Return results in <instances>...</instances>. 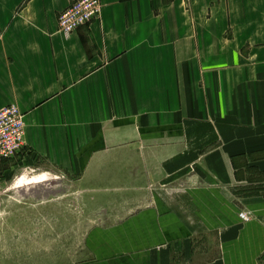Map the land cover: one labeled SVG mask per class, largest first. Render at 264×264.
<instances>
[{
	"label": "crops",
	"instance_id": "0c3cea01",
	"mask_svg": "<svg viewBox=\"0 0 264 264\" xmlns=\"http://www.w3.org/2000/svg\"><path fill=\"white\" fill-rule=\"evenodd\" d=\"M74 1L0 0L26 144L0 183L81 184L106 218L80 264H264V0H101L66 36Z\"/></svg>",
	"mask_w": 264,
	"mask_h": 264
},
{
	"label": "rangeland",
	"instance_id": "374dc122",
	"mask_svg": "<svg viewBox=\"0 0 264 264\" xmlns=\"http://www.w3.org/2000/svg\"><path fill=\"white\" fill-rule=\"evenodd\" d=\"M80 185L41 167H21L0 183V264L87 260L92 228L106 216L96 212Z\"/></svg>",
	"mask_w": 264,
	"mask_h": 264
},
{
	"label": "built area",
	"instance_id": "2783aa9c",
	"mask_svg": "<svg viewBox=\"0 0 264 264\" xmlns=\"http://www.w3.org/2000/svg\"><path fill=\"white\" fill-rule=\"evenodd\" d=\"M101 0H75L59 16V31L69 36L102 15ZM25 116L16 106L0 110V163L11 161L25 149ZM243 219H248L243 216Z\"/></svg>",
	"mask_w": 264,
	"mask_h": 264
},
{
	"label": "bare ground",
	"instance_id": "6f19581e",
	"mask_svg": "<svg viewBox=\"0 0 264 264\" xmlns=\"http://www.w3.org/2000/svg\"><path fill=\"white\" fill-rule=\"evenodd\" d=\"M40 183V182H39Z\"/></svg>",
	"mask_w": 264,
	"mask_h": 264
}]
</instances>
